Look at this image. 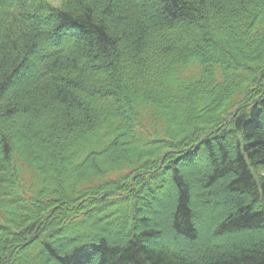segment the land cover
<instances>
[{"label": "trees", "instance_id": "16d2710c", "mask_svg": "<svg viewBox=\"0 0 264 264\" xmlns=\"http://www.w3.org/2000/svg\"><path fill=\"white\" fill-rule=\"evenodd\" d=\"M0 264H264V0H0Z\"/></svg>", "mask_w": 264, "mask_h": 264}, {"label": "rangeland", "instance_id": "374dc122", "mask_svg": "<svg viewBox=\"0 0 264 264\" xmlns=\"http://www.w3.org/2000/svg\"><path fill=\"white\" fill-rule=\"evenodd\" d=\"M54 4H61L63 2V0H49ZM209 164L207 161H195L194 164H188V165H183L182 166V170L183 172H185V174L188 175V177L191 179V181L194 184V188H193V193L194 195L197 194V191L199 189V184H200V178L203 175L204 171L209 170ZM178 196V191L175 189H172L171 191V195L168 194V196L164 197L163 200L161 201H157V202H153L151 204V208L148 211H145V214H148L150 219L154 222L155 225H157L158 228H163V237L164 239H167V235H166V231L165 228L168 227L169 222H170V218L172 217V210L174 207V204L176 202V198ZM217 197V195H212L210 193H208L205 196V201L206 203H203L202 205L198 206L200 211H201V217L197 216L195 218V223L196 226L199 230L200 233V238L201 240L205 241V242H209L212 238L213 232H214V228L217 227L219 225V219L217 216H219V213L221 212V210L223 211V208H227L228 204L225 202H223L221 204V206L217 207V209L215 210V212H209V209H207L208 207H211L212 201L214 200V198ZM152 210V211H151ZM153 210L155 211V213H153ZM165 227V228H164ZM251 234L255 235L256 233H252V232H247V231H242L239 233H231L228 234L230 241L232 244H237L241 242H249L247 239V236H250ZM55 239H60V235H56L54 236ZM216 238V237H214ZM164 239L158 238L156 243H152L153 245H163ZM216 240L214 243L215 245H217L218 247L222 246H226L227 243L225 240H223L222 238H216L214 239ZM213 240V241H214ZM169 247H171L172 249L175 250H186L188 248L187 244H181V245H174V244H169Z\"/></svg>", "mask_w": 264, "mask_h": 264}, {"label": "water", "instance_id": "95a60500", "mask_svg": "<svg viewBox=\"0 0 264 264\" xmlns=\"http://www.w3.org/2000/svg\"><path fill=\"white\" fill-rule=\"evenodd\" d=\"M237 111H238V110L236 109V110H235V114L237 113Z\"/></svg>", "mask_w": 264, "mask_h": 264}]
</instances>
